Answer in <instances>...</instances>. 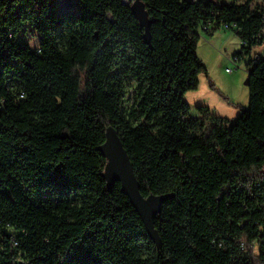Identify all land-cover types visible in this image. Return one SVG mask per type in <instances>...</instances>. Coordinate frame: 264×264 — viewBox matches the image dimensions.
Listing matches in <instances>:
<instances>
[{"label": "trees", "instance_id": "16d2710c", "mask_svg": "<svg viewBox=\"0 0 264 264\" xmlns=\"http://www.w3.org/2000/svg\"><path fill=\"white\" fill-rule=\"evenodd\" d=\"M132 1L76 0L62 18L55 0H0V264H264V53L251 56L264 50V5L141 0L147 44ZM223 25L248 57V109L190 116L183 96L206 74L200 32ZM107 126L141 194H174L153 220L159 250L120 183L106 190Z\"/></svg>", "mask_w": 264, "mask_h": 264}, {"label": "rangeland", "instance_id": "374dc122", "mask_svg": "<svg viewBox=\"0 0 264 264\" xmlns=\"http://www.w3.org/2000/svg\"><path fill=\"white\" fill-rule=\"evenodd\" d=\"M64 1L68 8L57 12L59 17L63 16L62 18L68 17L72 13L76 0ZM217 1L243 3L246 0ZM57 3L58 0L56 1V11ZM256 5H264V0H253L252 6ZM21 35L31 50L37 49L38 38L31 28L27 26ZM57 36L60 38V31ZM200 36L196 52L206 68V74L201 73L198 76L197 89L185 93L183 99L190 107V116L198 115L196 112L197 106H205L209 109L211 115L234 121L240 111L248 109L249 105L248 87L244 84L247 78L245 64L248 57L238 59L236 62L232 61L231 56L239 50L241 45V40L234 35L233 31L219 28L212 37L207 36L204 31L200 32ZM60 45L63 46L62 43ZM255 53H264V50L262 47H256L252 50L251 56ZM226 68L231 69V73L226 72ZM123 82L121 111L124 116L128 117L136 99V81L129 76H125ZM132 124L138 125L142 122L134 121ZM9 230L14 234L18 233ZM258 250V245L253 243L249 246L248 251H250L249 254L255 256Z\"/></svg>", "mask_w": 264, "mask_h": 264}, {"label": "water", "instance_id": "95a60500", "mask_svg": "<svg viewBox=\"0 0 264 264\" xmlns=\"http://www.w3.org/2000/svg\"><path fill=\"white\" fill-rule=\"evenodd\" d=\"M130 12L138 21L139 28L143 30V39L149 44L150 34L149 20L146 6L141 0H133L130 5ZM56 17L58 15L55 14ZM63 17V16H61ZM248 85V79L244 81ZM97 150L105 157L106 164L101 173L105 181L107 191H111L116 182L120 183L121 190L124 191L130 204L139 215L148 237L153 242L154 247L159 250L162 246L159 232L154 227L153 220L161 211L162 204L174 197V194H149L143 196L140 192V184L134 174L130 158L123 147L117 131L112 126L105 129L104 142Z\"/></svg>", "mask_w": 264, "mask_h": 264}, {"label": "bare ground", "instance_id": "6f19581e", "mask_svg": "<svg viewBox=\"0 0 264 264\" xmlns=\"http://www.w3.org/2000/svg\"><path fill=\"white\" fill-rule=\"evenodd\" d=\"M57 1V0H55ZM122 3H124L123 0H121ZM68 8V5L66 4V2L64 0H58V3H57V11L55 10V14H57L58 11H62V10H65ZM61 9V10H60ZM71 11V10H70ZM64 15V14H63ZM59 17V16H58Z\"/></svg>", "mask_w": 264, "mask_h": 264}, {"label": "built area", "instance_id": "2783aa9c", "mask_svg": "<svg viewBox=\"0 0 264 264\" xmlns=\"http://www.w3.org/2000/svg\"><path fill=\"white\" fill-rule=\"evenodd\" d=\"M123 1H124V4H128V3H129L130 1H132V0H123ZM223 29H224V30H228L229 28H228L227 25H223ZM231 59H232L233 62H236V61L239 59V57H238V56H235V55H232V56H231ZM225 71L228 72V73H231V69H227V68H226Z\"/></svg>", "mask_w": 264, "mask_h": 264}, {"label": "crops", "instance_id": "0c3cea01", "mask_svg": "<svg viewBox=\"0 0 264 264\" xmlns=\"http://www.w3.org/2000/svg\"><path fill=\"white\" fill-rule=\"evenodd\" d=\"M215 35V32L211 35V36H209V37H212V36H214ZM201 37V36H200Z\"/></svg>", "mask_w": 264, "mask_h": 264}]
</instances>
